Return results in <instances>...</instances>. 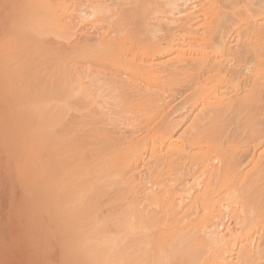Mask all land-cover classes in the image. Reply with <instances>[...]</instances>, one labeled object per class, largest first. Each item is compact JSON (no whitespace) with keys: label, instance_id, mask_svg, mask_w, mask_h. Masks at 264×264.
<instances>
[{"label":"rangeland","instance_id":"obj_1","mask_svg":"<svg viewBox=\"0 0 264 264\" xmlns=\"http://www.w3.org/2000/svg\"><path fill=\"white\" fill-rule=\"evenodd\" d=\"M12 1L4 47H9L5 49L11 65L18 67L16 76L25 84L27 145L38 164L39 183L42 180L41 205L47 211H63V216L66 211L76 215L83 212L91 228L105 233L102 238L117 237L115 254H123L127 245L140 242L131 250L142 255H134L139 257L138 263L159 264L170 249L168 242L174 244V239L182 238L187 250L169 264H190L194 256L219 264L217 256L222 255L235 260L233 264H264V86L262 90L257 86L264 75V1ZM97 2H104L108 9H96ZM189 17L198 19L193 29L186 31L182 23ZM115 21L117 33H110L111 37L108 32ZM213 28L220 30L217 35L213 33L215 40L201 44L203 34L209 35ZM194 31L199 34L193 38ZM221 32L228 36L225 49ZM172 35L181 41L174 37L179 42L174 43L169 38ZM196 39L200 43L192 42ZM170 44L175 47L171 49ZM198 55L219 60L225 56L233 62L223 58L220 68L207 70L205 66L204 71L190 61ZM182 59L186 62H172ZM223 61L229 69L223 68ZM234 63L238 74H231ZM115 72L125 77L124 85L99 80L103 73ZM248 91L260 98L257 101L253 94L254 99L247 103L250 108L246 104L239 112L228 110L229 114L216 104L227 96L251 97ZM212 108L219 114L212 113ZM146 212L156 219L150 221L149 228L141 218ZM175 213L179 214L174 217ZM215 224L219 231L213 236ZM241 248L247 254L240 252ZM214 259L218 262L211 261ZM246 259L251 262L246 263ZM196 260L191 263L197 264ZM119 264L131 263L124 258Z\"/></svg>","mask_w":264,"mask_h":264},{"label":"bare ground","instance_id":"obj_2","mask_svg":"<svg viewBox=\"0 0 264 264\" xmlns=\"http://www.w3.org/2000/svg\"><path fill=\"white\" fill-rule=\"evenodd\" d=\"M12 0H0V264H119L124 258L125 260L127 261V263H131V264H145L146 261H140L139 263L138 262H135V261H138L139 257H135L134 255L136 256H142L141 254H138L136 253L137 251H131L133 247H136L140 244V242H137V243H131L130 245H127V251L124 252L123 254H115L116 253V247H117V244H118V240H117V237H113L111 236V238H102L103 235H105V233L103 234L102 231H98L96 229H93L90 227L89 225V222H88V219H87V216L82 212L78 213L77 215L73 212H69V211H66L67 213H64L65 216H63V211L61 212H58L57 210H55L53 212V209L50 211L46 210L40 203L41 199L39 198L40 196V193H39V187L41 186L40 183L42 184V180L41 182L39 183V171H38V164H37V161L35 159V156L34 158L29 155V153L31 152L30 149H28V145H27V134L29 131H26L27 128H25L26 126V123L25 122V113H24V98H23V86H25V84H21L20 80L21 78H19L18 80V74L19 72H17V69L16 67L14 68V66L12 67L11 65V62H10V55L9 53L6 51V47H4V43L6 42L5 41V38H6V32H8V27H7V21H8V10H9V5L10 2ZM15 1V0H13ZM12 1V2H13ZM150 1V0H148ZM153 2L156 0H152ZM159 1V0H157ZM172 1V0H170ZM187 1V0H186ZM264 1V0H263ZM145 2V1H144ZM174 2V0H173ZM185 2V0L183 1ZM188 2V1H187ZM15 3V2H14ZM19 3V2H18ZM102 2L100 3H95L96 5H99V6H96L97 8L96 9H104L106 8V10L108 9V5L106 6L105 4L103 5V3L101 4ZM166 3V2H165ZM172 3V2H171ZM178 5H179V2H177ZM182 3V2H181ZM16 4V5H15ZM14 5L17 6V2L15 3ZM183 4V3H182ZM186 4V2H185ZM184 4V5H185ZM176 5V4H175ZM178 5L176 8H178ZM170 6V5H169ZM14 7V6H13ZM172 7V6H171ZM180 7V5H179ZM182 7V5H181ZM186 7L183 6V8ZM170 8V7H169ZM175 8V9H176ZM174 8L172 9L173 11L175 10ZM181 9V8H180ZM95 10V9H94ZM183 10V9H182ZM119 12V10H117ZM122 11V10H121ZM178 11V10H177ZM99 12V11H98ZM103 12V11H102ZM108 12V11H107ZM133 12V11H132ZM131 12V14H132ZM115 13V12H114ZM121 13V12H119ZM130 12H128L129 14ZM175 13V12H174ZM130 14V15H131ZM188 15H190L188 13ZM195 15V14H194ZM198 17V16H197ZM123 18V17H121ZM178 18V17H176ZM196 18V17H194ZM175 19V18H174ZM174 19H173V23L174 22ZM180 19V18H179ZM178 19V21H179ZM198 19V18H196ZM196 19H193V17H189L188 19L185 20V23H182V20H181V23L183 24H180L179 22V27H181V25L185 28L186 31H189L191 29H193V23H194V20L196 21ZM167 20V19H166ZM124 21V20H122ZM121 21V23H122ZM172 21V20H170ZM165 21V24L167 25H171V23ZM176 21V20H175ZM177 21V22H178ZM120 23V21H118ZM126 22V21H125ZM124 22V23H125ZM115 23L116 21L114 22V25L112 28V30H110L108 33L112 34V32L114 33H117L115 32ZM118 23V24H119ZM197 22L194 24L196 25ZM220 24V23H219ZM126 25V24H125ZM163 25V24H162ZM166 25V26H167ZM10 26V25H9ZM120 26V25H118ZM200 26V25H199ZM216 26V25H215ZM219 26V25H218ZM221 26V25H220ZM109 27V26H108ZM195 27V26H194ZM198 27V26H197ZM229 27V26H228ZM262 27V26H261ZM107 28V27H106ZM120 28V27H119ZM249 28V27H248ZM102 29V27H101ZM110 29V28H109ZM167 29V28H166ZM165 29V30H166ZM170 30L171 29H174V28H169ZM169 29H167V31H169ZM182 28H177V30L181 31ZM196 29V28H194ZM197 29H200V27H198ZM215 29V28H213ZM250 29V28H249ZM248 29V30H249ZM104 30V28H103ZM175 30V29H174ZM177 30L175 31L177 33ZM184 30V29H182ZM208 30V29H207ZM217 29H215L214 32H210L209 35H206V33H204V37L202 38L201 37V44L202 42H209L210 40H215L214 38L217 37L215 36V34L213 35V33H219V31L221 29L220 27V30L216 31ZM226 32H227V29H225ZM257 30H260L257 28ZM264 30V28H263ZM261 30V31H263ZM105 31V30H104ZM117 31V29H116ZM123 31V30H122ZM172 31V30H171ZM179 31V32H180ZM209 31V30H208ZM211 31V30H210ZM71 32V31H70ZM102 32V31H101ZM174 32V33H175ZM178 32V37L181 35V33L179 34ZM200 32V31H199ZM205 32V31H204ZM223 32V31H222ZM221 32L220 37H222L223 41L220 40L223 45L225 44L226 42V45H228L227 43V39L225 37L228 38L227 35H225V32L224 34ZM75 33V32H74ZM103 33V32H102ZM106 33V32H105ZM113 33V35H115ZM121 33V32H120ZM169 33V32H168ZM167 33V34H168ZM186 33V32H185ZM189 37L193 36V34H195L194 37H196L197 34V31H194L193 34H190V32H187ZM192 33V32H191ZM208 33V32H207ZM216 33V35H217ZM229 33V31H228ZM72 34V32H71ZM91 34V33H90ZM110 34V36L112 37V35ZM166 34V35H167ZM170 34V33H169ZM172 34V33H171ZM200 34H202V32H200ZM227 34V33H226ZM87 35V34H86ZM94 35V34H93ZM104 35V34H103ZM107 33L105 34V38L107 37L106 36ZM175 35V34H174ZM170 36L169 38H173L174 40V43H179L181 40V36L178 38L176 36ZM177 35V34H176ZM186 35V34H185ZM184 35V37H185ZM211 35V36H210ZM218 35V36H219ZM229 35V34H228ZM9 36V35H7ZM88 36V35H87ZM85 36V37H87ZM109 36V38H110ZM117 36V35H115ZM199 36V35H198ZM201 36V35H200ZM120 38V36H118ZM178 38V41L175 39V38ZM80 38V37H79ZM90 38V37H89ZM186 38H188V36L186 35ZM191 38V39H193ZM199 38V37H198ZM263 38V37H262ZM7 39V38H6ZM77 39V38H76ZM85 39V38H84ZM87 39V38H86ZM99 39V38H98ZM168 39V38H167ZM217 39V38H216ZM226 39V40H225ZM8 40V39H7ZM93 40V39H92ZM92 40L89 42V45L91 44ZM97 40V39H96ZM114 40V39H113ZM119 40V39H118ZM176 40V42H175ZM190 40V38H189ZM218 40V41H219ZM229 40V39H228ZM252 40V39H251ZM172 41V40H171ZM188 41V40H187ZM186 41V42H187ZM191 41V40H190ZM217 41V43H218ZM263 41V40H261ZM75 42V41H74ZM77 42V41H76ZM84 42V41H82ZM81 42V43H82ZM95 42V41H94ZM94 42L92 43V45H94ZM98 42V41H97ZM97 42L95 44H97ZM100 42V40H99ZM98 42V43H99ZM110 42V41H109ZM108 42V43H109ZM173 42V41H172ZM192 42H199L197 41H193ZM214 42V41H212ZM248 42V41H247ZM171 43V42H170ZM184 43H185V38H184ZM200 43V42H199ZM256 43V42H255ZM258 43V42H257ZM262 43V42H261ZM260 43V45H261ZM9 44V43H8ZM50 44V43H49ZM55 44V43H54ZM101 44V43H100ZM105 44V43H104ZM111 44V43H110ZM121 44V43H120ZM186 44V43H185ZM191 44V42H189V45ZM205 46V43H203ZM210 44V43H209ZM264 44V42H263ZM52 45V44H51ZM84 45V44H83ZM88 45V46H89ZM106 45V44H105ZM161 45V44H160ZM164 45V44H163ZM172 44H170L171 46ZM195 45V44H194ZM216 45V43H215ZM255 45V44H254ZM97 46V45H96ZM170 46L168 45L167 48ZM174 45L171 46V49L173 48ZM200 46V45H199ZM229 46V45H228ZM228 46L226 47V49L228 48ZM245 46V44H244ZM243 46V49H245V47ZM84 47V46H83ZM86 47V46H85ZM102 47V46H101ZM165 47V46H164ZM175 47V46H174ZM261 47V46H260ZM263 47V46H262ZM6 48V49H5ZM96 48V47H95ZM168 48V49H169ZM200 48V47H199ZM248 48V47H246ZM257 48H258V44H257ZM80 49V48H79ZM85 49V48H84ZM203 49V48H202ZM224 49H225V45H224ZM223 49V50H224ZM262 49V48H261ZM81 50H83L81 48ZM90 50V49H88ZM95 50H98V49H95ZM9 51V50H8ZM54 51V49H53ZM72 51V50H71ZM91 51V50H90ZM10 52V51H9ZM99 52V51H98ZM242 52V51H239V53ZM244 52V51H243ZM253 52V51H251ZM263 52V51H261ZM96 53V52H95ZM236 53V52H235ZM238 53V52H237ZM255 53V52H253ZM90 54V53H89ZM247 54V53H246ZM206 55V54H205ZM205 55H203L204 57H206ZM230 55V54H229ZM244 55V53H243ZM261 55V54H260ZM263 55H264V52H263ZM184 56V55H183ZM182 56V58H183ZM208 56V55H207ZM212 56V55H211ZM248 56V55H246ZM254 56V55H253ZM259 56V55H258ZM257 56V57H258ZM202 57V55H201ZM199 58V55H198V58L196 59V61H194L195 59L192 57H190V61L191 59L193 61H191V63L194 64V66H198L199 68H201L202 70L204 69L205 71V66L206 67H209L207 70L211 69L212 67H218V66H222V59H228L227 57L223 56L221 58V60L219 59H208L207 57L206 58ZM216 57V56H215ZM235 57V56H234ZM241 57V56H240ZM180 58V57H179ZM189 58V57H188ZM219 58V57H218ZM91 59V58H90ZM178 59V58H177ZM187 60L188 63H190L187 59V57L185 58ZM239 59V58H238ZM241 59V58H240ZM248 59V58H247ZM92 60V59H91ZM260 60V59H259ZM226 61V60H225ZM225 61H223V68L227 69L228 67H226V63ZM228 61L230 62V64H232L231 62L233 61H230L228 59ZM235 63H236V59L234 60ZM238 63H239V60H237ZM245 61H248V60H245ZM256 61V60H255ZM164 62V61H163ZM170 62V60H169ZM173 64L174 62H186L184 61L183 59L182 60H179V61H172ZM228 62V63H229ZM254 62V61H253ZM92 63V62H91ZM171 63V62H170ZM234 63V64H235ZM243 63V62H242ZM250 63V62H249ZM248 63V64H249ZM259 63V61H258ZM169 64V63H167ZM187 64V63H186ZM185 64V65H186ZM192 64V65H193ZM233 64V65H234ZM240 64V63H239ZM237 64H235L234 66H231V70L233 74V72H236L238 71V69L236 68ZM244 65V63H243ZM243 65L241 66V68L243 67ZM94 66V65H93ZM183 66V65H182ZM239 66V67H240ZM184 67V66H183ZM211 67V68H210ZM218 67V68H220ZM233 67V68H232ZM91 68V67H90ZM182 68V67H181ZM240 68V69H241ZM178 69V68H177ZM224 69V70H225ZM229 69V68H228ZM233 69V70H232ZM237 69V70H236ZM92 70V69H90ZM192 70V69H191ZM196 70V69H194ZM223 70V69H222ZM236 70V71H235ZM244 70V68H243ZM228 71V70H227ZM240 71V70H239ZM203 72V71H202ZM223 72V71H222ZM241 72V71H240ZM244 72V71H243ZM90 73V71H89ZM245 73V72H244ZM264 73V72H263ZM235 74V73H234ZM238 74V73H237ZM240 74V73H239ZM243 74V73H242ZM246 74V73H245ZM245 74H244V77H245ZM257 74V73H256ZM18 75V76H16ZM104 78H101L99 79L100 81L101 80H105L106 81H111V83H124V76L122 74H119L117 72H115V74H111V73H106L104 74L103 73ZM225 75V74H224ZM248 75V73H247ZM253 75V74H252ZM90 76V75H89ZM229 76V75H227ZM237 76V75H236ZM264 75L262 74L261 78L257 80V83H258V87H260V89L262 90L261 86L263 85L264 86ZM124 77V78H123ZM203 77V75H202ZM234 77V76H233ZM16 79V80H12V79ZM98 78V76H97ZM96 78V79H97ZM100 78V77H99ZM247 78V77H246ZM245 78V79H246ZM244 79V78H243ZM248 79V78H247ZM18 80V81H17ZM98 80V79H97ZM127 80V79H126ZM195 80V79H194ZM234 80V79H233ZM254 80V78H253ZM252 80V81H253ZM15 81V82H14ZM17 81V82H16ZM230 81V80H229ZM228 81V82H229ZM246 81V80H245ZM251 81V80H250ZM102 82V81H101ZM231 82L232 79H231ZM254 82V81H253ZM256 82V81H255ZM254 82V83H255ZM23 83V81H22ZM105 83V81H104ZM109 83V82H108ZM127 83V82H126ZM197 83V82H196ZM249 83V82H248ZM107 84V83H106ZM130 84V83H129ZM124 85V84H123ZM225 85V84H224ZM251 85V84H250ZM249 85V86H250ZM256 85V84H255ZM127 86V85H126ZM136 86V85H135ZM139 86V85H138ZM253 86V85H252ZM251 86V87H252ZM114 87V86H113ZM225 87V86H224ZM229 87V86H228ZM253 87H256V86H253ZM139 88V87H138ZM141 88V87H140ZM249 88V87H248ZM124 89V88H123ZM131 89V88H130ZM134 89V87H133ZM227 89V88H226ZM230 89V88H228ZM115 90V89H114ZM118 90V89H117ZM121 90V89H120ZM144 90V89H143ZM225 90V89H224ZM251 90V89H249ZM254 90V89H253ZM127 91V90H126ZM142 91V90H141ZM220 91V90H219ZM258 91V89H257ZM118 92V91H116ZM134 92V90H133ZM249 92V91H248ZM129 93V92H128ZM149 93V92H148ZM218 93V92H217ZM238 92H236L237 94ZM247 93V92H246ZM252 92H249V94L251 95V97H247L244 95L243 98H236V97H233V99H229V98H232V97H229L227 96L226 99H224L222 102H220V104L222 103V105L217 104V106L220 107L221 110L225 112H229V114L232 113V111H240L241 108L244 106L246 107L249 103H251V101L254 99V97L256 98V94L252 93ZM25 94V93H24ZM127 94V93H126ZM141 94V93H139ZM248 94V93H247ZM255 95L254 97H252V95ZM263 94V93H262ZM261 94V95H262ZM226 95V93H225ZM228 95V94H227ZM231 95V93L229 94ZM233 95V94H232ZM231 95V96H232ZM243 95V94H242ZM249 95V96H250ZM137 96V95H136ZM221 96V95H220ZM236 96V95H235ZM239 96V95H238ZM257 96H259V94H257ZM263 96V95H262ZM130 97V96H129ZM135 97V96H134ZM224 97V96H223ZM226 97V96H225ZM259 98V97H258ZM256 98V100L258 99ZM228 99V100H227ZM260 99V98H259ZM150 100V99H149ZM222 100V98H221ZM219 100V101H221ZM258 101V100H257ZM254 102V101H253ZM259 102H261V100H259ZM258 102V103H259ZM224 103V104H223ZM227 103V104H226ZM248 103V104H247ZM247 104V105H246ZM254 103L251 104V106L253 105ZM246 105V106H245ZM262 105V104H261ZM259 106V105H258ZM263 106V105H262ZM210 107V106H209ZM213 107V106H212ZM243 107V108H244ZM249 107V105H248ZM261 107V106H260ZM205 108V107H204ZM215 108H217L215 106ZM242 108V109H243ZM250 108V107H249ZM210 109V108H209ZM213 109V108H212ZM219 108H217L216 110H218ZM252 109V107H251ZM215 111V109H213ZM212 110V111H213ZM230 110V111H228ZM247 110V109H245ZM203 111V109H202ZM212 112V113H216V114H219L217 113L218 111H215V112ZM263 111V110H262ZM220 112V111H219ZM247 112V111H245ZM249 112V110H248ZM261 111H259L260 113ZM206 113V112H205ZM221 113V112H220ZM251 113V111H250ZM215 114V115H216ZM233 114V113H232ZM206 115V114H204ZM209 115V114H208ZM222 115V114H221ZM214 116V115H213ZM217 116V115H216ZM214 116V119L215 117ZM225 116V114H224ZM235 116V115H234ZM242 116V114H241ZM247 116V115H246ZM249 116V115H248ZM200 117V116H199ZM211 117V115H210ZM232 117V115H231ZM207 117H205V120H206ZM218 118V117H217ZM221 118V117H220ZM237 118V117H236ZM235 118V119H236ZM196 119V118H195ZM225 119V118H224ZM234 119V118H233ZM252 119V118H251ZM200 120V118L198 119ZM216 120V119H215ZM239 119H237L238 121ZM217 121V120H216ZM251 121V120H250ZM253 121V120H252ZM204 123V121H202ZM212 122V121H210ZM225 122V121H224ZM243 122V121H242ZM247 122V121H246ZM256 122V121H255ZM172 123V122H171ZM176 123V122H175ZM178 123V122H177ZM194 123H197V122H194ZM193 123V124H194ZM201 123V122H198V124ZM231 123V121H230ZM241 123V122H240ZM207 124V123H206ZM214 124V123H213ZM216 124V123H215ZM248 124V123H247ZM246 124V125H247ZM251 124V123H250ZM171 125V124H170ZM258 125V124H257ZM194 126V125H193ZM200 126V125H199ZM240 126V125H239ZM259 126V125H258ZM169 127V126H168ZM195 127V126H194ZM204 126H202L201 129H203ZM236 127V126H235ZM257 127V126H256ZM197 128V127H196ZM258 128V127H257ZM193 129V128H192ZM235 129V128H234ZM252 130V129H251ZM241 131V130H240ZM254 131V130H253ZM252 131V132H253ZM197 132V131H196ZM199 133V132H198ZM258 133V132H257ZM260 133V132H259ZM34 134V133H33ZM249 134H250V131H249ZM252 134V133H251ZM250 134V135H251ZM263 134V133H262ZM200 135V134H199ZM254 135V134H253ZM204 136V135H203ZM194 137V136H193ZM258 137V136H257ZM33 138V136H32ZM116 138V137H115ZM199 138V137H198ZM249 138V136H248ZM254 138V137H253ZM118 139V138H117ZM251 139V138H250ZM257 139V138H256ZM30 140V139H29ZM255 141V139H254ZM258 141V140H257ZM252 142V141H251ZM259 143V142H257ZM140 144H143V143H140ZM191 146V145H190ZM141 147V146H140ZM192 147V146H191ZM190 147V148H191ZM31 148V147H30ZM183 148V147H182ZM186 148V147H185ZM255 148V147H254ZM178 149V148H177ZM180 149V148H179ZM188 149V148H186ZM33 150V149H31ZM37 150V149H36ZM30 151V152H29ZM175 151V150H174ZM183 151V150H182ZM185 151V150H184ZM183 151V152H184ZM187 152V151H186ZM33 153H34V150H33ZM175 153V152H174ZM246 153V152H245ZM32 154V152L30 153ZM167 154V153H166ZM180 154V152H179ZM256 154V153H255ZM176 155V154H175ZM182 155V154H181ZM180 155V156H181ZM184 155V154H183ZM182 155V156H183ZM186 155V154H185ZM202 155V154H201ZM169 156V155H168ZM173 156V155H172ZM171 156V157H172ZM170 157V158H171ZM179 159H182L179 158ZM208 160V159H207ZM206 161V160H204ZM203 161V162H204ZM39 163V162H38ZM139 163V162H138ZM142 163V162H141ZM140 163V164H141ZM154 163V162H153ZM161 162L159 161V164ZM207 163V162H206ZM156 164V163H155ZM151 165V164H150ZM165 165V164H164ZM135 166V165H134ZM137 166V165H136ZM160 166V165H158ZM152 167V166H150ZM153 168V167H152ZM155 169V168H154ZM127 170V168H126ZM139 170V169H138ZM157 170V169H155ZM158 171V170H157ZM131 172V171H130ZM149 172V171H148ZM147 172V173H148ZM127 173V172H126ZM129 173V172H128ZM137 173V172H136ZM146 174V173H145ZM149 174V173H148ZM153 174V173H152ZM156 174V173H155ZM124 175V174H123ZM133 175V174H132ZM130 175V176H132ZM139 175V174H138ZM154 176V175H153ZM134 177V175L132 176V178ZM150 178V177H149ZM127 179V178H126ZM128 180V179H127ZM144 180V179H143ZM145 181H146V178H145ZM184 183V182H183ZM153 184V182H152ZM182 184V183H180ZM156 185V183H155ZM145 186V185H144ZM149 186V184H148ZM183 186V185H182ZM185 186V185H184ZM245 186V185H244ZM147 188V187H145ZM144 189V188H143ZM152 189V188H151ZM153 190V189H152ZM157 190V189H156ZM46 192V191H45ZM150 193V192H149ZM47 194V193H46ZM143 194V193H142ZM153 195V194H152ZM156 195V193H155ZM200 195V194H199ZM151 196V195H149ZM158 196V195H157ZM156 196V197H157ZM152 197V196H151ZM150 197V198H151ZM154 197V195H153ZM155 197V198H156ZM201 197V196H199ZM148 200V199H147ZM201 200V199H200ZM215 202V201H214ZM44 203V202H43ZM134 204V202H133ZM172 205V204H171ZM42 206V207H41ZM212 208V207H211ZM212 210V209H211ZM218 210V209H217ZM52 211V212H51ZM213 211V210H212ZM65 212V211H64ZM181 212V211H180ZM60 213V214H59ZM168 213V212H166ZM182 213V212H181ZM180 213V214H181ZM170 214V213H169ZM177 213L174 214V217L176 216ZM179 214V213H178ZM177 214V215H178ZM216 214V213H215ZM217 215V214H216ZM182 216V215H181ZM141 218L142 220H144V223L146 224V226H148L149 228V223H151L150 221L155 219V216H153L152 214H149V212H146V213H141ZM157 218V216H156ZM202 219V218H201ZM156 220V219H155ZM155 220L153 222H155ZM214 221V220H213ZM243 222V221H242ZM244 223V222H243ZM154 225V224H153ZM224 225V224H223ZM243 225V224H242ZM242 225H240L242 227ZM198 226V225H197ZM200 227V226H199ZM203 227H205L203 225ZM216 227V229H214ZM215 227L212 228L211 231H213L214 235H216V233H218V227L217 225L215 224ZM249 228V227H248ZM211 229V228H210ZM200 230V228H199ZM92 231H95V236L96 238H94L95 236L93 235L94 232ZM97 231V232H96ZM201 231V230H200ZM204 231V230H203ZM244 231V230H243ZM221 232V231H220ZM242 232V231H241ZM240 232V233H241ZM92 235L90 236L89 234ZM102 235H101V234ZM212 234V232L210 233ZM236 234V233H235ZM238 234V233H237ZM242 234V233H241ZM188 235V234H187ZM218 235V234H217ZM220 235V234H219ZM244 234H242L243 236ZM90 236V238H89ZM94 236V237H92ZM106 236V235H105ZM193 237L195 235H192ZM221 236V235H220ZM219 236V237H220ZM225 236V235H224ZM239 236H241L239 234ZM181 237V236H180ZM199 237H200V234H199ZM198 237V238H199ZM205 237V236H204ZM203 237V238H204ZM210 236L207 237V239H210L209 238ZM249 237V236H248ZM93 238V239H92ZM177 238L178 237H174ZM187 238V237H186ZM190 241L189 243H191V240L192 237L190 236ZM244 238V237H243ZM173 239V238H172ZM189 239V236L187 238V240ZM218 239V238H217ZM221 239V238H219ZM222 239H226L225 237L222 238ZM232 239V238H230ZM250 239V237L248 238ZM261 239V238H260ZM117 240V241H116ZM196 240V239H194ZM206 240V238H205ZM211 240L214 242V243H217L216 239L215 238H211ZM242 240V239H241ZM216 241V242H215ZM222 241V240H220ZM219 241V242H220ZM225 241V240H224ZM173 242V241H172ZM172 242H168L170 245V249H168V251H166L163 255V257L160 258L159 260V264H169V262L172 261V259H175L177 258L178 259V256H182L183 253V250H187V248L185 249L186 246L183 239L180 238L178 239V241H175L174 239V244H171ZM186 242V241H185ZM206 242V241H205ZM204 242V243H205ZM228 242V241H226ZM230 242V241H229ZM245 242V241H244ZM249 242V241H248ZM247 242V245L249 244ZM264 242V241H263ZM207 243H208V240H207ZM251 243V242H250ZM257 243V242H256ZM211 244V247L214 245L212 244V242L210 243ZM209 244V245H210ZM218 245V244H216ZM243 245V243H242ZM247 245L244 244L243 248L244 250H246V247H248ZM168 246V245H167ZM172 246V248H171ZM260 246V245H259ZM258 246V248H259ZM210 247V246H208ZM256 247V246H255ZM184 248V249H183ZM214 248V246H213ZM249 248H250V245H249ZM252 248V247H251ZM257 248V247H256ZM255 248V249H256ZM257 248V249H258ZM70 249V252L69 251ZM254 249V248H253ZM130 250V251H129ZM244 250L242 251V248H241V251L242 253H245ZM248 250V249H247ZM246 250V252H247ZM251 250V249H250ZM145 253V251H142ZM187 252V251H186ZM239 252V253H240ZM250 253V251H249ZM252 253V252H251ZM259 253L261 254V251H259ZM115 254V255H114ZM247 254V253H245ZM244 254V255H245ZM254 255V252L252 253ZM222 255V254H221ZM243 254H241V256H244ZM252 255V256H253ZM111 256V260H110V257ZM247 255H245L244 259L247 258L246 257ZM257 256V255H256ZM255 256V257H256ZM204 256H202V259H203ZM221 257V258H220ZM217 256L218 260H220V263L219 264H233V262L235 261H231L230 259L228 260L227 258H222V256ZM248 257H249V254H248ZM254 257V258H255ZM261 257V256H260ZM182 258V257H181ZM198 260V263L200 261V264L204 263L206 259H204V262L203 260L199 259V257H193V259L190 261V264H192L191 262H193V260L195 259ZM206 258V257H204ZM213 258H216V257H213ZM211 258V259H213ZM220 258V259H219ZM210 259V258H209ZM208 259V261H209ZM196 260V261H197ZM249 260V259H248ZM251 260V259H250ZM258 260V259H257ZM262 260V259H261ZM111 261V262H110ZM195 261V262H196ZM213 261L214 263L218 262L216 259L214 260H211ZM222 261V262H221ZM244 261V260H243ZM256 261V260H255ZM247 262H251V261H247L246 259V263ZM194 263V262H193ZM197 263V262H196ZM197 263V264H198ZM209 264L210 262H207L206 260V263L204 264ZM212 263V262H211ZM210 263V264H211ZM239 263V262H238ZM253 263V262H252ZM148 264H151L148 262ZM157 264V263H156ZM237 264V263H236ZM241 264V263H240ZM254 264V263H253ZM256 264V263H255ZM257 264H258V261H257ZM261 264V263H260Z\"/></svg>","mask_w":264,"mask_h":264}]
</instances>
